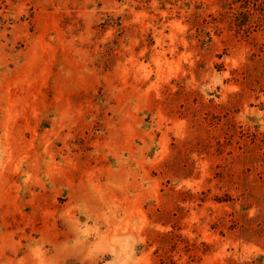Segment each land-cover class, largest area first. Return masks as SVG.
Masks as SVG:
<instances>
[{
    "label": "rangeland",
    "instance_id": "374dc122",
    "mask_svg": "<svg viewBox=\"0 0 264 264\" xmlns=\"http://www.w3.org/2000/svg\"><path fill=\"white\" fill-rule=\"evenodd\" d=\"M0 264H264V0H0Z\"/></svg>",
    "mask_w": 264,
    "mask_h": 264
}]
</instances>
